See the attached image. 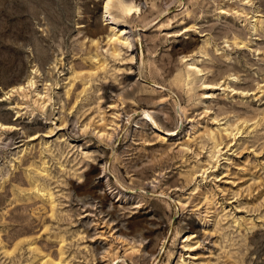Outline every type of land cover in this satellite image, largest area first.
Segmentation results:
<instances>
[{"label": "rangeland", "instance_id": "374dc122", "mask_svg": "<svg viewBox=\"0 0 264 264\" xmlns=\"http://www.w3.org/2000/svg\"><path fill=\"white\" fill-rule=\"evenodd\" d=\"M102 1L0 0V264H264V0Z\"/></svg>", "mask_w": 264, "mask_h": 264}, {"label": "bare ground", "instance_id": "6f19581e", "mask_svg": "<svg viewBox=\"0 0 264 264\" xmlns=\"http://www.w3.org/2000/svg\"><path fill=\"white\" fill-rule=\"evenodd\" d=\"M115 0H103L102 1V5H101V9L103 11V17L106 20H111L114 19L113 15L111 14V6L112 3ZM119 8L121 9V11L123 12L124 15H128V14H132L134 11H136L137 9L135 8V6L131 3L126 2L125 0H119ZM112 21V20H111ZM21 85V84H20ZM146 115L148 117H150L151 120H153L154 125L157 127L156 121L154 120V118L151 116V114H149L148 112H146ZM18 123V122H17ZM19 124V123H18ZM17 124V125H18Z\"/></svg>", "mask_w": 264, "mask_h": 264}]
</instances>
